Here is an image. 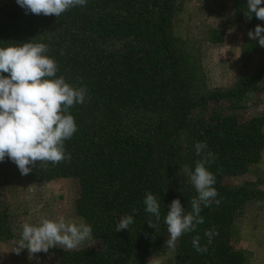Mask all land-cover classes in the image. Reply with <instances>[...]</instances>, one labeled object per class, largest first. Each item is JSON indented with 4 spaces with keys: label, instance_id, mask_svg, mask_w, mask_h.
I'll use <instances>...</instances> for the list:
<instances>
[{
    "label": "trees",
    "instance_id": "1",
    "mask_svg": "<svg viewBox=\"0 0 264 264\" xmlns=\"http://www.w3.org/2000/svg\"><path fill=\"white\" fill-rule=\"evenodd\" d=\"M182 9L183 0H87L57 18L26 14L16 0L0 3V47L46 43L59 64L57 76L88 90L85 103L69 109L78 127L65 141L71 161L38 164L23 175L38 182L73 178L78 184L76 212L101 247H54L59 264H146L152 249L165 242L164 217L173 199L188 212L198 196L184 171L194 170L201 158L197 142L214 154L206 167L216 176L221 202L202 206L204 223L176 241L175 264L248 263L249 253L235 245L237 219L264 198V189L232 179L252 172L263 159L264 115L247 117L241 110L262 89L264 57L234 85L210 87L198 59L175 32ZM245 11L247 0H234L238 21L249 30L264 25L255 14L247 20ZM250 43L264 51L258 41ZM4 161L21 175L13 161ZM149 192L160 201L158 222L145 210ZM130 214L129 230L115 232L119 219ZM213 229L218 235L209 243L204 233ZM196 235L207 252L192 247ZM12 237L2 216L0 240Z\"/></svg>",
    "mask_w": 264,
    "mask_h": 264
},
{
    "label": "clouds",
    "instance_id": "2",
    "mask_svg": "<svg viewBox=\"0 0 264 264\" xmlns=\"http://www.w3.org/2000/svg\"><path fill=\"white\" fill-rule=\"evenodd\" d=\"M16 3L26 14L58 18L74 7L85 6L87 0H16ZM244 14L249 21L253 14L264 21V0H247ZM248 36L264 47V25L257 24L254 30H249ZM49 51L46 43L31 40L21 45L0 47V162L7 157L17 165L21 175H28L38 164L56 165L71 161L65 141L74 136L78 127L69 109L84 104L88 97L86 86H73L66 82L64 76H57L59 64L48 55ZM207 149L205 142H197L195 151L201 158L195 162L194 170L184 169L198 193L190 201L191 211L186 212L180 199L176 198L164 217L169 247H175L180 237L204 223L200 214L202 206L209 207L213 202L219 205L221 202L214 187L216 176L206 167L214 162L215 157ZM144 205L146 212L160 221L157 196L147 193ZM136 211L134 207L132 212ZM133 223V215H125L116 224L115 232L129 230ZM147 223L154 229L157 226L151 220ZM204 235L211 243L218 232L206 230ZM200 239L199 235L194 236L192 247L199 253H205L207 246H201ZM92 240V226L83 220L77 222L64 216L55 219L42 217L38 223H23L21 239L12 251L19 255L27 249L31 257L40 252L47 253L54 247L76 250Z\"/></svg>",
    "mask_w": 264,
    "mask_h": 264
},
{
    "label": "rangeland",
    "instance_id": "3",
    "mask_svg": "<svg viewBox=\"0 0 264 264\" xmlns=\"http://www.w3.org/2000/svg\"><path fill=\"white\" fill-rule=\"evenodd\" d=\"M233 3L234 0H183L176 20V34L198 59L210 87L234 85L242 73L256 68L264 57V51L250 43L249 29L234 17ZM241 113L247 117L264 115V84ZM232 181L258 182L264 189V155L257 168ZM78 192L73 178L32 181L9 168L5 161L0 162V218L8 219L13 232L11 239L0 240V264H59L53 248L31 257L27 249L19 255L12 249L21 239L24 222L38 223L42 217L58 216L86 222L75 209ZM237 227L235 245L250 252L248 264H264V198L246 207L237 219ZM168 236L169 233L162 246L152 249L146 264H175V247L167 245ZM84 247L99 248L101 241L93 238L79 248Z\"/></svg>",
    "mask_w": 264,
    "mask_h": 264
},
{
    "label": "crops",
    "instance_id": "4",
    "mask_svg": "<svg viewBox=\"0 0 264 264\" xmlns=\"http://www.w3.org/2000/svg\"><path fill=\"white\" fill-rule=\"evenodd\" d=\"M246 251V250H245ZM248 253H249V256H248V261H249V258H250V252L249 251H247ZM248 264V263H247Z\"/></svg>",
    "mask_w": 264,
    "mask_h": 264
}]
</instances>
